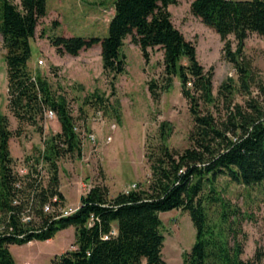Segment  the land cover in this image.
<instances>
[{"label": "trees", "instance_id": "trees-1", "mask_svg": "<svg viewBox=\"0 0 264 264\" xmlns=\"http://www.w3.org/2000/svg\"><path fill=\"white\" fill-rule=\"evenodd\" d=\"M176 3L114 0L107 37L50 38L61 55L77 56L101 44L104 72L112 82L126 71L122 47L128 37L146 60L149 49L160 48L165 73L170 82L173 76L180 78L194 120L192 144L184 151L173 150L164 139L152 145L147 154L151 167L147 188L110 195L107 186L94 185L81 197L78 211L55 219L54 213L44 208L49 202L64 205L59 160L69 154L80 156L82 141L67 100L56 97L47 80L35 76L29 65L31 40L46 15L47 0H0L8 105L19 121L18 129L24 123L37 125L46 108L55 111L61 125L59 132L45 137L36 162L22 175L14 168L10 150L14 134L10 118L0 113V264H17L11 244L48 240L70 226L75 228L76 248L57 256L53 264H169L163 255L160 213L172 209L188 212L196 228V241L185 254L184 264H264V248H258L252 259L242 257L240 231L226 211L218 222L210 221L202 194L205 180L213 182L219 175L246 186L264 181V102L250 98L245 105L235 103L233 79L222 83L219 95H214L213 67L205 69L198 60L196 44L173 22L169 6ZM191 11L220 35L223 57L234 65L242 90L252 94L253 85L262 88L244 46L250 33L264 36V0H193ZM232 34L236 48L228 38ZM155 88L150 85L152 92ZM221 101L226 106L223 116L201 108L202 104L212 105L220 111ZM41 164L48 171L46 182L38 169ZM54 197L58 202H53ZM27 209L34 215L29 222L23 221Z\"/></svg>", "mask_w": 264, "mask_h": 264}, {"label": "rangeland", "instance_id": "rangeland-1", "mask_svg": "<svg viewBox=\"0 0 264 264\" xmlns=\"http://www.w3.org/2000/svg\"><path fill=\"white\" fill-rule=\"evenodd\" d=\"M192 1L177 0L169 9L175 26L196 44L199 62L206 70L213 67L214 95H219L222 83L233 79L235 103L245 105L250 98L264 102V36L250 33L245 40L244 54L263 85H253L252 94H248L240 87L234 65L223 57L220 35L192 13ZM113 15L114 0H47L46 15L31 40L32 73L46 79L56 97L67 100L82 141L80 156L69 154L59 160V190L67 206L80 204L81 197L98 184L107 186L110 195L147 188L151 178L147 154L152 145L164 139L170 148L182 152L192 144L194 120L190 105L182 93L180 78L173 76L169 81L160 48L149 49L146 60L140 47L128 37L122 47L126 71L112 82L104 72L101 44L72 56L59 54L51 43L53 36L103 39L108 36ZM228 38L236 48L235 36ZM6 52L0 34V113L9 116L14 132L10 140L14 168L25 175L43 149L45 137L59 132L61 125L56 115L39 119L37 125L24 123L18 129L19 121L8 105ZM40 59L43 65L38 63ZM182 62L186 64L187 60ZM151 84L156 85L154 92ZM201 108H210L222 116L226 111L222 101L220 111L212 105L202 104ZM90 133L95 134V141L88 137ZM38 169L46 182V167L41 164ZM202 194L210 221L218 222L226 211L237 225L245 260L252 259L258 248H264V181L246 186L219 175L213 182L205 180ZM160 218L165 235L164 258L169 264H184L185 254L196 241L190 215L182 209H172L161 212ZM74 242L75 228L70 226L48 240L11 244L10 251L17 264H53L57 256L76 248Z\"/></svg>", "mask_w": 264, "mask_h": 264}, {"label": "built area", "instance_id": "built-area-1", "mask_svg": "<svg viewBox=\"0 0 264 264\" xmlns=\"http://www.w3.org/2000/svg\"><path fill=\"white\" fill-rule=\"evenodd\" d=\"M38 63L40 65H43L44 60L40 59L38 61ZM33 79L35 80V77ZM44 115H45V118H53L54 116H56V113L52 109L46 108ZM75 130H77L76 126H75ZM88 137L92 141H95V139H96L95 134H93V133L88 134ZM56 201L58 202V198L54 197L53 202H56ZM80 207H81V203L78 204L77 206H72V205L67 206V205H62L60 203H57L56 205H54L53 203L49 202L45 205L44 211L45 212H53L55 215L54 218L57 219L60 217H67V216L74 214L76 211L79 210ZM33 218H34V215H33L32 211H30V209H27L25 214H24L23 221L29 222Z\"/></svg>", "mask_w": 264, "mask_h": 264}]
</instances>
